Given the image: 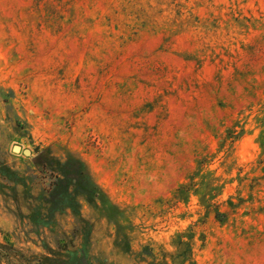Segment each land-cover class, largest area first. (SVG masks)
Instances as JSON below:
<instances>
[{
	"label": "rangeland",
	"instance_id": "374dc122",
	"mask_svg": "<svg viewBox=\"0 0 264 264\" xmlns=\"http://www.w3.org/2000/svg\"><path fill=\"white\" fill-rule=\"evenodd\" d=\"M0 264H264V0H0Z\"/></svg>",
	"mask_w": 264,
	"mask_h": 264
},
{
	"label": "trees",
	"instance_id": "16d2710c",
	"mask_svg": "<svg viewBox=\"0 0 264 264\" xmlns=\"http://www.w3.org/2000/svg\"><path fill=\"white\" fill-rule=\"evenodd\" d=\"M63 178L62 186H66L68 196L71 194H81L87 201L93 202L99 198L95 185L93 184L83 162L70 158L61 166ZM68 185H73L72 193L69 192Z\"/></svg>",
	"mask_w": 264,
	"mask_h": 264
},
{
	"label": "water",
	"instance_id": "95a60500",
	"mask_svg": "<svg viewBox=\"0 0 264 264\" xmlns=\"http://www.w3.org/2000/svg\"><path fill=\"white\" fill-rule=\"evenodd\" d=\"M19 148H21V147H20L18 144H14V145L12 146V150H13V151H18ZM22 152H23L25 155H29V154H30V150L27 149V148L22 149Z\"/></svg>",
	"mask_w": 264,
	"mask_h": 264
},
{
	"label": "bare ground",
	"instance_id": "6f19581e",
	"mask_svg": "<svg viewBox=\"0 0 264 264\" xmlns=\"http://www.w3.org/2000/svg\"><path fill=\"white\" fill-rule=\"evenodd\" d=\"M20 149V148H19ZM20 151V150H19Z\"/></svg>",
	"mask_w": 264,
	"mask_h": 264
}]
</instances>
